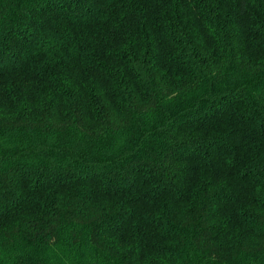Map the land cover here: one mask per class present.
Segmentation results:
<instances>
[{"label":"trees","instance_id":"1","mask_svg":"<svg viewBox=\"0 0 264 264\" xmlns=\"http://www.w3.org/2000/svg\"><path fill=\"white\" fill-rule=\"evenodd\" d=\"M0 264H264V0H0Z\"/></svg>","mask_w":264,"mask_h":264}]
</instances>
